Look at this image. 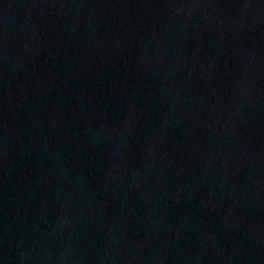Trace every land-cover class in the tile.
Segmentation results:
<instances>
[{"label": "water", "instance_id": "1", "mask_svg": "<svg viewBox=\"0 0 264 264\" xmlns=\"http://www.w3.org/2000/svg\"><path fill=\"white\" fill-rule=\"evenodd\" d=\"M0 264H264V0H0Z\"/></svg>", "mask_w": 264, "mask_h": 264}]
</instances>
